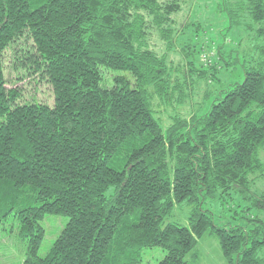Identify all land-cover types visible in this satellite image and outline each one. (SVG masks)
<instances>
[{"label": "trees", "instance_id": "trees-1", "mask_svg": "<svg viewBox=\"0 0 264 264\" xmlns=\"http://www.w3.org/2000/svg\"><path fill=\"white\" fill-rule=\"evenodd\" d=\"M181 5L0 0V225L11 217L19 224L24 264H143L153 248L166 252L158 264H201L205 235L227 264H264V220L252 214L264 212L263 196L252 193L250 213L237 212L244 226H219L202 207L235 189L248 194L249 176L263 166L264 0L221 5L233 28L244 26V13L257 27L249 25L257 57L243 81L208 113L173 116L163 129L153 101L193 82L174 85L170 63L149 44L171 38ZM19 45L25 72L51 86L53 106L8 88L5 55ZM193 52L185 65L203 79L212 72L196 70ZM182 203L192 206L189 226L167 223ZM48 215L68 223L39 257Z\"/></svg>", "mask_w": 264, "mask_h": 264}, {"label": "rangeland", "instance_id": "rangeland-1", "mask_svg": "<svg viewBox=\"0 0 264 264\" xmlns=\"http://www.w3.org/2000/svg\"><path fill=\"white\" fill-rule=\"evenodd\" d=\"M179 1L182 5L180 11L173 15L171 38L165 40L163 37L153 36L149 44L150 50L156 51L160 59L170 63L172 74L175 75L174 85L180 86L190 80L193 82H190L187 92L181 94L177 90L171 91L165 98H156L153 101L156 118L161 119L163 129L168 127L173 116L189 119L194 114L202 116L208 113L222 91L243 81L245 65L252 64L250 60L257 57L255 50L258 41L255 31L249 30V25L255 29L257 27L248 14L244 13L243 19L241 18L244 26L233 28L227 13L221 12L224 0ZM189 52L194 54L196 70L212 73L202 75L200 77L203 79H199L195 73L190 72L184 57ZM22 55V45L12 47L5 55L8 88H18L23 99L27 101L35 100L53 106L54 94L51 86L41 77L25 72L21 64ZM223 59L236 61V64L228 66ZM259 158L263 166L249 176L248 194L235 189L230 191L226 200L218 195L215 200L203 202V209L213 214L217 225H247V220L240 218L237 212L242 208L249 212L248 207L252 206L249 198L252 193L264 197V147L259 152ZM191 211V205L182 203L174 208L166 222L187 227ZM252 214L264 220V212L254 209ZM67 223L68 218L63 216L45 217L41 223L45 236L39 249V257H45L49 253ZM196 252L201 264H227L219 242L213 235L201 238ZM26 253L27 245L19 239V224L11 217L0 225V264H24ZM165 256L166 252L160 248L146 249L143 251V264H158Z\"/></svg>", "mask_w": 264, "mask_h": 264}]
</instances>
